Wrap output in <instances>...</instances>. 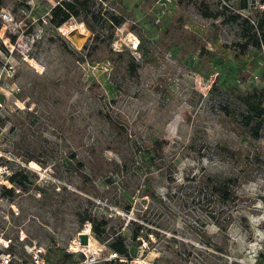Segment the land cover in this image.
Masks as SVG:
<instances>
[{
    "label": "rangeland",
    "instance_id": "rangeland-1",
    "mask_svg": "<svg viewBox=\"0 0 264 264\" xmlns=\"http://www.w3.org/2000/svg\"><path fill=\"white\" fill-rule=\"evenodd\" d=\"M58 1L0 0V162L27 177L0 201L14 259L40 245L48 264H80L89 248L95 264H120L82 220L104 216L150 264L173 250L182 264H264V114L243 117L246 99L264 107V42L227 20L254 19L264 0H205L223 10L216 19L177 0H82L53 23ZM202 173L239 177L226 231Z\"/></svg>",
    "mask_w": 264,
    "mask_h": 264
},
{
    "label": "trees",
    "instance_id": "trees-1",
    "mask_svg": "<svg viewBox=\"0 0 264 264\" xmlns=\"http://www.w3.org/2000/svg\"><path fill=\"white\" fill-rule=\"evenodd\" d=\"M84 3L85 2L82 0H59L50 10L51 22H64L70 16L78 15L79 10L83 8ZM177 3L180 6L190 5L194 7L195 10H197V12L204 18L216 19L221 14H223V10L220 11L218 7H210L205 0H177ZM108 18L111 21V24L114 26L121 23V20L117 19L113 15ZM227 20L239 26L241 36L246 38L247 43H251L256 48H259L260 45L263 44L264 38H261L260 35L261 33H264V6L254 19L236 12L231 13ZM242 44L244 47V43ZM243 102L246 105L247 112L243 116L246 125L252 124L250 114H255L256 116L264 114V107L261 105L253 103L252 101H248L247 99ZM255 122L256 123L252 126L253 129L257 131L261 122ZM120 158V162L116 163V165H126L124 156L121 155ZM149 158L152 159V156L149 155ZM196 177H198L197 183L199 185L201 197L210 207V217L213 219L218 229L226 231L227 227L234 218L233 210H236L239 203H241L243 199V195L238 192V187L240 186L239 177L236 175L221 177L207 173H202ZM9 180L12 183V186L2 189L1 195L3 197L12 198L14 195L15 185L22 188L27 186V177L22 171H11ZM84 219L91 221L92 231L98 238H101L102 240L109 239L108 247L110 250L116 251L121 258H133V256L129 253V245L126 243V235L119 231V229L116 231H109V227H107V218L103 216L101 217L100 221H97L93 217L85 216L82 218V220ZM139 236V230L133 229L131 238L135 240ZM65 257L66 259L71 258L72 253L66 252ZM81 258L82 254H80L79 261ZM157 258L161 259L162 264H182L183 260L187 261V263L189 262L188 257L182 258V253L174 250L173 257L162 254ZM105 261H114L119 262L120 264H127L126 261L119 260L118 258ZM147 264L150 263L148 262ZM184 264L186 263L184 262Z\"/></svg>",
    "mask_w": 264,
    "mask_h": 264
},
{
    "label": "built area",
    "instance_id": "built-area-1",
    "mask_svg": "<svg viewBox=\"0 0 264 264\" xmlns=\"http://www.w3.org/2000/svg\"><path fill=\"white\" fill-rule=\"evenodd\" d=\"M167 1V0H166ZM78 26L77 21L73 20L68 24V28L66 31H70L75 29ZM10 171L6 165V161L0 162V201L2 200L3 196L1 195V191L3 188H9L12 186V183L9 180ZM20 240L24 239V235H20ZM1 247H0V264H48L43 256L44 248L40 245H32L31 251L29 253V260L28 261H17L14 259L11 252L8 250L9 244L11 240L9 238H1ZM82 258L80 260V264H95L97 263L100 258L97 256V253L94 249L89 248L86 251H81ZM126 261L127 264H147V262L143 259H136V258H121L119 257L116 251L110 250L108 252L107 257L105 260L116 259Z\"/></svg>",
    "mask_w": 264,
    "mask_h": 264
}]
</instances>
